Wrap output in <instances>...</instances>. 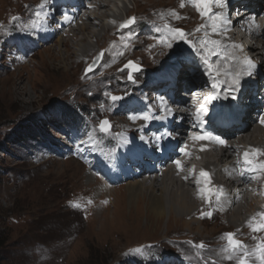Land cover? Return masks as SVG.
I'll list each match as a JSON object with an SVG mask.
<instances>
[{
    "label": "rangeland",
    "instance_id": "rangeland-1",
    "mask_svg": "<svg viewBox=\"0 0 264 264\" xmlns=\"http://www.w3.org/2000/svg\"><path fill=\"white\" fill-rule=\"evenodd\" d=\"M41 1L0 0V264H236L235 259L225 258L227 254L223 249L227 242L223 234L235 233L236 238L251 249L259 242L253 236L264 237V232L253 233L248 222L242 226V221L238 224L240 228L229 227L227 216L219 214L213 201L203 207L196 205L198 213L183 219L199 221L191 223V229L181 221L168 220L167 216L158 221L147 211L146 201H141L143 196L131 201L126 196V185L142 181L146 176L139 175L132 180L125 176L122 179L120 172L108 174L109 166L122 170L126 165L120 157L122 149L117 147L119 139L127 137L134 141V137L142 136L124 133L120 137L123 127L128 126L126 123H143L125 118L124 114L137 107L130 106L128 111L124 106L138 102L135 105L140 107L143 100L153 98V91L148 95L144 91L148 80L172 88L169 80L160 76L154 79L157 67L165 66L167 70L172 62L176 64L173 58L189 55L185 53L189 48L187 44L174 42L169 49L153 37L166 36L167 25L191 33L190 38L194 40L200 36L202 30H196L204 25L207 17H201L192 9L195 7L190 0H106L110 7L97 11L107 17L105 20L97 21L98 24L89 23L88 15L82 18L90 27L89 33L75 30L77 35L72 39L67 33L56 32L49 38L39 39L38 44V40L29 39V31L22 27L30 21L34 6ZM182 2L184 7H181ZM118 17L124 22L135 17V23L121 29ZM53 26L49 25L52 31ZM109 27L114 29L107 31ZM103 32L104 37L98 42L87 37ZM84 38L87 39L82 43ZM235 40L239 42L236 37ZM244 41L248 43L247 39ZM85 44L95 49L93 57L71 56L72 51L80 53ZM101 51L104 57L97 60ZM241 56L244 61L253 60L248 52L243 51ZM191 57L196 62L201 61L194 54ZM129 61L139 68L132 73L133 80L128 79L131 69L119 71ZM89 65L93 70L86 75ZM262 67L256 79L263 77L264 80V64ZM252 69H244L243 81L251 80L252 74L248 72L252 73ZM199 70L204 74L201 64ZM183 90L179 88L174 94L188 102ZM111 95L123 99L113 103ZM162 97L168 103L166 120H175L172 104L164 94ZM216 102L208 105L209 111L217 107ZM238 104L235 100L218 105L214 115L230 114ZM104 119L111 125L108 133L100 132L98 127ZM206 125L203 124V128ZM152 129L148 130L150 135L145 134L146 140L156 133ZM87 134H91V141L101 145V154L107 153L108 162L96 159L94 150L95 156L89 155L94 145L90 148L85 144L77 151L82 138L89 140ZM171 135L169 139L175 140ZM139 143L150 147L143 141ZM88 174L109 186L111 192L99 193L97 185L89 187L95 180ZM75 203L81 207H73ZM244 203H248L247 198ZM202 210L211 211L212 217L201 218ZM243 217L244 213L241 220ZM190 242L195 245L203 242L205 248L199 249ZM250 264H258V261L253 258Z\"/></svg>",
    "mask_w": 264,
    "mask_h": 264
},
{
    "label": "bare ground",
    "instance_id": "bare-ground-1",
    "mask_svg": "<svg viewBox=\"0 0 264 264\" xmlns=\"http://www.w3.org/2000/svg\"><path fill=\"white\" fill-rule=\"evenodd\" d=\"M107 2L108 1L106 0H47V2L44 3L43 0L34 6V15L29 19L30 21L24 23L25 27H22V30H28L29 39L38 40V44L41 43V40L39 39L49 38L56 34V32L67 33V35L69 34L72 39H74L77 35L75 30H78L80 33H89L90 27L87 23L85 24L83 22L84 20H82L85 16L87 17L88 15L86 20H88L89 23L103 21L107 18L97 12L99 9L102 10V8L110 7ZM42 4H44L43 8H41ZM174 7L176 8V5ZM177 7H179V5ZM93 9L94 11H92ZM51 11H53V14L55 15H53ZM214 11L219 12L220 9L215 8ZM224 11L229 20L232 18L230 24L224 26L219 33H213L211 29V21L206 18L204 19V25L207 26L206 29L202 30L200 36L196 37L194 40L203 39L206 31L209 40H217L220 42L225 55L228 57H235L234 60L225 59V55H221L219 57H211L210 59L211 61H214L213 74H215L216 68L220 69V80L227 79L229 83H232V77H226L225 72L235 73L239 71L241 73L240 91L237 99L239 103L238 106L241 110L238 109L239 107L233 109L232 113L229 114V119L225 122H220L216 119L219 115H214V109H218V105H224L228 101H230V103L233 102L230 97L224 99V90L227 86L222 84L219 89L221 91V98L216 102L217 107L209 111V113H212L210 114V119L206 118L207 125L203 128V124L198 125L196 123L195 115L197 109L200 104L204 103V97L211 94V81L209 77L201 73L199 70V64H201L204 69L202 61L196 62L197 60L191 57V54L193 53L188 48L185 53L189 55H181L175 59L173 58L172 61L174 60L176 64L173 65L172 62L170 68L167 69L168 71L165 69V66H160L161 68L158 66V71L154 76V79H158L157 76H160L162 79L169 80L174 86L175 91L179 88L184 89L183 93L188 97L186 99L188 102L183 99L180 100L172 97L170 104H172L171 106L173 109L171 111L175 120L173 119L170 122L159 119H153L149 122L142 120L143 123H136V121H138L136 120V124L134 125L126 123L128 126L123 127L120 135L121 137L124 133L133 135L140 133L142 136L147 137L145 134L150 135L148 130L152 129L150 126H153L152 131L156 133L172 132L173 135L171 136L175 140L171 141L169 136L166 137L161 142L162 151H158L155 150V147L152 144H148L150 147L141 146V142L139 143V141H141L140 136H137V139L134 137V141L131 138L129 139L126 137V140H124L125 138L121 137L119 139L120 145L117 147L122 149L123 155H120V157L126 165L124 164L125 166L122 170L117 166L113 167V165L108 167V174L113 175L112 173L114 172H120L118 174L121 175L122 179L124 178L123 176H125V178H131L132 180L137 179L139 175L146 176L147 178L144 180L142 179V181L137 180L132 184L128 183L126 185V196L129 197L130 201L143 196L141 201H146V208L151 216L155 217L158 221H162L163 218L167 216L168 220H174L175 222L181 221L188 229H191V223L195 224L199 223V221L191 220L192 222H188L183 219L193 217L198 213L196 205L203 207L206 204L205 199L198 195V189L203 187L202 182H198L201 170L210 173V179L212 182L211 187L214 190H221L219 192L220 200L217 201L214 196L212 201L214 202L217 211H219V214L227 216L229 227L236 228V226H239L238 224L240 221H242L241 224L243 226L249 222L253 216H256L260 212H264V172H253L249 166L243 164L244 151L252 148L264 150V124L260 122V117L264 115V80H262L263 77L259 76L258 79L255 78L257 73L260 75L261 71H263V67L261 68V66L264 64V0H238V2L227 0V8ZM232 12H234L233 17L230 16ZM36 13H40V16H37ZM65 14L70 18L68 21H65L64 19ZM116 20L121 21L120 25L124 23V20L122 21L119 17L116 18ZM97 23L99 24V22ZM52 24L55 25L53 26ZM49 25L53 26L55 30L52 31ZM113 29L114 27H109L107 28V31H112ZM87 37L93 38L98 42L104 37V32L103 34L98 35L92 33V35H88ZM235 37L239 39V42L235 40ZM86 39L87 38L82 39V43L83 41H86ZM244 39H247L248 43H245ZM17 40L19 39L17 38ZM78 42L81 43V39ZM11 43L12 40H9V44ZM233 45H240L241 48L244 49L243 51L248 52V56H252L253 58L251 64H254L253 66H255V68H250L252 69L250 81L242 80L244 69L249 66L244 62L241 56L243 51L238 49V47H232ZM94 53L95 49L91 45L85 44L80 53L72 51L71 56L85 58L90 55V58L94 56ZM65 59H67V57ZM183 61H185L186 64H184ZM185 69H189V71L187 72ZM191 82L195 83L193 84ZM1 84L2 82L0 85ZM155 84L148 80V83H145V89L143 88L147 95L153 91V98H150L151 100L146 98L145 100L147 102L143 100L140 107L135 105L138 102H133V104L128 103L124 108L130 111V108L134 106L137 107V109H132L131 111L133 112L136 110L135 113L138 112L136 114L148 111L150 114L157 116H163V113H165L167 117L168 112L162 111L159 97L163 94L165 95L168 91L174 90L173 88L169 89V87H165V85ZM161 89H163V91H161ZM4 91H6V89ZM156 91H161V93H157ZM174 96L176 95L174 94ZM140 102L141 101H139V103ZM144 103L147 104L146 108L143 107ZM121 110L122 109H120V111ZM131 113L124 114L123 116L129 119ZM135 113H132V115ZM189 115L191 117H189ZM123 119H121V121H123ZM118 124H120V122H118ZM205 131L221 137L226 141V145H219L214 141L194 142L190 139L193 134H203ZM152 139L153 136H149L147 140ZM89 141L90 144H87V147L91 148L94 145V149H92V152L89 155H94V150L96 152V156L94 155L96 159L99 161L102 159L104 161L103 163H106L107 153L104 151V156H102L101 153L103 149L101 148V145L97 144L96 141ZM129 141L131 142L130 144ZM124 147H126V149ZM130 147H133L136 150L130 152ZM202 147L206 150L200 151ZM217 155L218 157H216ZM175 159H180L182 161V170H177L176 165L173 163ZM98 160L96 161V164L99 163ZM260 164H264V156H256L254 158V165H256L257 168ZM193 169L194 173L192 172ZM242 171L244 172V176L240 175ZM252 175H257L260 178L258 180H251L249 177ZM185 176H187L188 179H184ZM88 177L93 178V176H90L89 174ZM95 178L96 177L94 176L93 179L95 181L93 184H89V187L97 185V187L100 188L98 189L99 193L111 192L109 186ZM146 183L149 184L146 185ZM112 191L115 190L113 189ZM257 195H260V197H257ZM245 198L248 200V203L246 204L244 203ZM243 213L245 217L241 220ZM259 219L260 218L257 216V220ZM175 232L174 234L176 235ZM181 232L183 233V231ZM181 232L179 231V233ZM185 264L190 263L185 262Z\"/></svg>",
    "mask_w": 264,
    "mask_h": 264
},
{
    "label": "snow or ice",
    "instance_id": "snow-or-ice-1",
    "mask_svg": "<svg viewBox=\"0 0 264 264\" xmlns=\"http://www.w3.org/2000/svg\"><path fill=\"white\" fill-rule=\"evenodd\" d=\"M47 0H44V3H46ZM191 4L195 7L196 11L200 14L201 17H207L211 21V29L213 33H219L224 26L231 23V21L227 18L225 14V9L227 8V0H190ZM44 7V4L41 5V8ZM181 7H184L183 2L181 3ZM214 8L220 9L219 12L213 11ZM37 16H40V13H36ZM47 15V14H45ZM173 16H175V13H172ZM178 18V17H177ZM17 19L16 17H13V20ZM65 21H68L70 18L67 14L64 16ZM135 23V17L129 18L126 22L120 25L121 28H127ZM167 29V35L162 37H153L154 39H158L159 43H161L163 46L172 49L174 46V42H183L188 45L191 52L198 57L204 66V74L209 77L210 79V88H211V94L204 97V103L200 104L199 108L197 109L196 115H195V121L198 125L205 124L207 122V119H210L209 115V108L208 105L211 104L214 101H217L221 98V91L220 86L226 85V89L224 90V99H228L229 97L231 100L235 101L238 99V93L240 91V78L241 73L239 71L235 73L225 72V76H231L232 77V83H229L227 79L220 80V69H215V74H213V63L214 61H211V57H219L221 55H225L223 49L221 48V44L217 40H209L207 38V32L205 31V37L203 39L199 40H192L191 33L185 32V30L179 28V27H169L165 26ZM207 26L201 25L200 28H198L196 31H201L206 29ZM159 32L160 29H157ZM232 47H241L239 45H233ZM123 53H121L122 55ZM104 56V52L101 51L99 56L96 58L101 59ZM225 59H235V57H228L225 55ZM246 64H248L249 68L253 67L251 62L249 60L244 61ZM96 63V60L93 61V65ZM125 69H131L128 73V79L133 80L132 72L138 71V66L132 62L129 61L127 64L124 65V68L119 69V71H124ZM92 65H89L88 68L85 69V74L91 72ZM251 71L248 72V75H251ZM110 99L113 103L123 99V97L111 95ZM162 111H169L165 105L166 101L164 100V97H159ZM207 118V119H206ZM129 119L133 122L136 120H143L145 122H149L153 119H159L164 120L166 119L165 116H157L154 114H150L148 111L141 112L140 114H133L129 116ZM217 119L220 122H225L229 119V114L223 113L217 116ZM260 122L264 124V115L260 117ZM99 130L102 133H108L110 131L111 125L109 120L104 119L101 120L99 123ZM89 137V140L91 139V134H87ZM171 133L169 132H161V133H153V139L152 140H146L144 136H140V140L143 141L145 144H152L155 147V150L162 151L161 142L166 137L170 136ZM191 140L195 141H214L219 145H226V141L222 139L219 136L213 135L210 132H203V134H193L190 137ZM89 140L81 139L80 143L76 146L77 151H80L82 147L85 144L89 143ZM131 142L129 141V144ZM136 149L133 147L129 148L130 152H134ZM205 148H201L200 151H205ZM256 156H264V150L252 148L250 150L244 151L243 153V164L245 166H249V168L253 171H261L264 172V164H260L257 168L256 165H254V158ZM173 163L176 165V168L178 171L182 170V161L180 159H175ZM194 173V169L192 170ZM241 176H244V172L242 171L240 173ZM260 177L257 175H252L249 177L251 180H258ZM184 179H188L187 176L184 177ZM202 182L203 187L198 189V195L205 199L207 203L211 205L212 198L215 196L216 200H220L219 192L220 189H213L211 187V179H210V173H208L205 170H201L199 173V181ZM92 201L89 200L88 203L90 204ZM106 203V202H105ZM73 207L80 208L81 205L79 203H75L72 205ZM257 216L260 218L257 220ZM211 218L212 212L211 211H201V218ZM253 233H259L264 232V212L258 213L256 216H253L247 225ZM223 238L226 239L227 246L223 249V251L227 254L225 258L227 260H236V264H250V261H258V264H264V237H257L253 236L254 240H258L259 242L256 244L254 248H249L247 245H245L240 239L236 238V234L233 232H227L223 234ZM193 243L194 247H198L199 249H204L205 245L203 242H201L198 245H195ZM137 252L142 251L141 249H136Z\"/></svg>",
    "mask_w": 264,
    "mask_h": 264
}]
</instances>
